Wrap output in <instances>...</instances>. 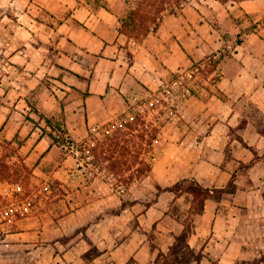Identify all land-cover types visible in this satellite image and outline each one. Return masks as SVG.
I'll use <instances>...</instances> for the list:
<instances>
[{"label":"crops","instance_id":"1","mask_svg":"<svg viewBox=\"0 0 264 264\" xmlns=\"http://www.w3.org/2000/svg\"><path fill=\"white\" fill-rule=\"evenodd\" d=\"M102 1L44 3L50 19H36L34 36H0V143L21 138L9 162L22 157L47 190L0 178V264H156L193 204L165 188L186 178L229 188L194 215L189 243L202 257L192 264H264V0L185 1L142 37L121 29L128 2ZM125 103L159 126L137 180L163 189H138L116 215L104 197L89 200L60 222L49 181L71 185L81 162L74 144L54 141L55 122L90 137ZM91 249L98 255L86 258Z\"/></svg>","mask_w":264,"mask_h":264},{"label":"rangeland","instance_id":"2","mask_svg":"<svg viewBox=\"0 0 264 264\" xmlns=\"http://www.w3.org/2000/svg\"><path fill=\"white\" fill-rule=\"evenodd\" d=\"M59 1L0 0V36H4L6 39L12 36H34L36 19L46 21L48 17L42 12L43 4L51 2V6H56ZM96 1L103 3L102 0ZM185 1L193 0H106V3L128 2L130 6L128 15L133 8H138L136 16L139 19L138 22L146 25L150 24L153 17H156L157 21L163 10L176 9ZM147 110L125 103L118 111L119 119L106 121L100 128L95 129L90 137L78 140L65 135L62 119L55 122L54 128L57 135L54 134V138L70 147L74 144L78 151L76 161L81 162L80 166L77 164L75 166V179L71 185H62V182L56 179L53 174L51 179L55 180L49 181L48 188H52L53 193L57 194L56 205L53 203L52 206H57L60 222L72 211L82 209L89 200L90 202L97 201L99 197H104L106 213L116 215L121 211V207H116L115 203L122 200V205L124 201L128 202L126 206L131 205L133 203L131 195L135 194L138 189L142 191L149 188L152 198L160 193V187L155 186L152 189L137 180L150 170V163L145 158L148 155L149 144L155 139L154 136L159 130L156 123L148 120ZM15 141L0 143L2 150L10 154L9 156L12 154L18 156L15 151L18 148V143H22L23 140L16 137ZM8 157L6 160L9 161ZM14 158L11 157L14 163L10 162V165L23 167V163H26L21 160L22 157ZM21 173V175H25V171ZM31 173L33 174L21 177L18 181L24 184L27 191L41 192L42 190V192H46V184L41 185V181L37 180L41 178V175L33 170ZM89 181L90 186L85 184ZM82 220V213L74 218V222ZM86 227L87 224H83L77 230L86 229ZM68 235H72V233L65 234L64 237ZM91 251L94 253L97 250L91 249Z\"/></svg>","mask_w":264,"mask_h":264},{"label":"trees","instance_id":"3","mask_svg":"<svg viewBox=\"0 0 264 264\" xmlns=\"http://www.w3.org/2000/svg\"><path fill=\"white\" fill-rule=\"evenodd\" d=\"M139 9L133 8L130 11V14L126 17L122 18V31L126 32L130 36L142 37L150 31L151 26L156 21V17H153L150 21V24L142 25L139 23V19H137ZM142 27V29H141ZM264 132V129H263ZM54 141L56 138L52 135ZM156 138V136H154ZM12 143V141H9ZM17 151V150H16ZM15 151V152H16ZM7 152L0 154V178L8 179L10 181H18L21 177L24 178L28 176V174H32V168L23 163V167L18 165L13 166L10 165V162L6 160L9 156ZM257 158V157H256ZM264 158V155L262 156ZM22 171H25V175H21ZM161 190L163 189L160 187ZM169 190H174L176 193L181 194L184 192L191 193L193 195V204L190 208V214L185 219L186 227L185 230L176 235L175 241L170 246L168 252H160L156 264H192L194 260H199L202 257V252H197L194 248L191 247L189 243V236L192 233V223L194 219V215L197 213H203L206 207V201L210 198H215L217 201H220L222 195L225 191H228L229 188H209L203 186L197 179L195 178H186L178 181L174 185L165 188ZM128 204L127 201L123 202L121 208H124ZM98 255V252L92 253V251H88L85 254L86 258L93 259ZM262 263L264 262V253L260 258ZM127 264H133V260L128 262Z\"/></svg>","mask_w":264,"mask_h":264},{"label":"built area","instance_id":"4","mask_svg":"<svg viewBox=\"0 0 264 264\" xmlns=\"http://www.w3.org/2000/svg\"><path fill=\"white\" fill-rule=\"evenodd\" d=\"M198 71H200V66H194L192 68H189L187 70H178L179 73V77L178 79L173 83V86L167 87L166 88V92L168 93H173V88L175 86H185V81L187 80L188 77H192L194 76V74H196ZM17 186L19 187L20 184H17Z\"/></svg>","mask_w":264,"mask_h":264}]
</instances>
